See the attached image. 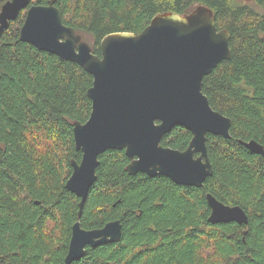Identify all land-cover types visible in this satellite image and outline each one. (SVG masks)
<instances>
[{
  "label": "trees",
  "instance_id": "trees-1",
  "mask_svg": "<svg viewBox=\"0 0 264 264\" xmlns=\"http://www.w3.org/2000/svg\"><path fill=\"white\" fill-rule=\"evenodd\" d=\"M9 0H0L1 7ZM49 0H32L46 6ZM211 10L230 34L231 56L202 80L211 108L231 121L230 139L206 135L212 175L201 188L126 172L123 151L98 158L79 220L84 230L118 220L116 243L87 247L73 264H264V0H57L64 26L101 56L110 34H140L159 14ZM26 11L0 39V264H64L79 199L65 188L73 124L91 113L93 79L81 66L19 40ZM192 136L172 129L160 145L183 152ZM206 194L239 206L247 224H211Z\"/></svg>",
  "mask_w": 264,
  "mask_h": 264
},
{
  "label": "water",
  "instance_id": "water-1",
  "mask_svg": "<svg viewBox=\"0 0 264 264\" xmlns=\"http://www.w3.org/2000/svg\"><path fill=\"white\" fill-rule=\"evenodd\" d=\"M31 1L9 0L1 7L0 39L25 10L19 40L78 64L93 79L87 91L90 116L84 124H73L75 150L82 157L79 163L71 161L72 173L65 183L79 199L64 257V264H73L83 258L87 247L116 243L122 236L118 220L89 231L79 223L104 152L123 151L130 176H162L180 187L201 188L212 175L206 135L230 139L231 121L211 108L201 85L206 75L230 58V34L218 31L211 10L199 6L183 16L156 15L138 35L105 36L98 57L80 35L63 25L57 0H49L46 6ZM177 127L192 136L183 152L160 145L163 136ZM241 144L264 158L263 147L255 141ZM206 202L211 211L209 223L247 224L239 206L224 205L210 194Z\"/></svg>",
  "mask_w": 264,
  "mask_h": 264
},
{
  "label": "bare ground",
  "instance_id": "bare-ground-1",
  "mask_svg": "<svg viewBox=\"0 0 264 264\" xmlns=\"http://www.w3.org/2000/svg\"><path fill=\"white\" fill-rule=\"evenodd\" d=\"M44 52V51H43ZM75 146V145H74ZM81 157H82V155H81ZM78 163V162H77ZM68 180V179H67ZM210 214H211V211H210ZM210 216V215H209ZM209 218V217H208Z\"/></svg>",
  "mask_w": 264,
  "mask_h": 264
},
{
  "label": "flooded vegetation",
  "instance_id": "flooded-vegetation-1",
  "mask_svg": "<svg viewBox=\"0 0 264 264\" xmlns=\"http://www.w3.org/2000/svg\"><path fill=\"white\" fill-rule=\"evenodd\" d=\"M173 129H175V128H173Z\"/></svg>",
  "mask_w": 264,
  "mask_h": 264
}]
</instances>
